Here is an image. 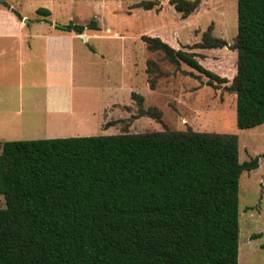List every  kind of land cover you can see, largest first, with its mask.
Instances as JSON below:
<instances>
[{
  "label": "trees",
  "instance_id": "16d2710c",
  "mask_svg": "<svg viewBox=\"0 0 264 264\" xmlns=\"http://www.w3.org/2000/svg\"><path fill=\"white\" fill-rule=\"evenodd\" d=\"M200 4L170 0L183 18ZM56 27L77 35L101 30L96 20ZM142 41L178 69L185 64L223 81L196 53L157 37ZM225 45L208 31L196 47ZM234 49L237 126L253 129L264 124V0H238ZM154 65L148 62V74L157 72ZM132 99L140 117H154L142 96ZM260 158L241 163L234 134L192 130L7 141L0 153V264H239L240 180Z\"/></svg>",
  "mask_w": 264,
  "mask_h": 264
},
{
  "label": "rangeland",
  "instance_id": "374dc122",
  "mask_svg": "<svg viewBox=\"0 0 264 264\" xmlns=\"http://www.w3.org/2000/svg\"><path fill=\"white\" fill-rule=\"evenodd\" d=\"M142 2H152L154 9L135 8ZM40 9L51 13L45 22L41 21L44 15L38 14ZM0 12L4 16L9 14L7 17L13 15L15 20L17 15L26 16L22 23L24 33L60 31L57 25L71 22L88 25L96 20L101 31L87 32H92L90 35L94 37L85 45L86 50L98 51L96 60H100L103 71L101 82L107 81L108 76L111 90L115 89L111 95L102 91V98L118 96L122 105L119 111L110 113L119 117L118 121L110 122L114 127L100 125L103 118L100 115L91 117L90 121H81L80 112L76 115L77 122L72 121L71 113L50 118H57V126H53V122L45 121L49 117L30 120L21 118L16 108L10 113L0 111V153L7 141L192 130L236 135L241 163L264 154V124L253 129L237 126V93L233 83L238 64V52L234 49L238 34V0H201L188 18H183L170 5V0H0ZM208 31L226 45L220 49L197 48ZM143 36L157 37L175 50L198 54L201 65L223 81L210 79L185 64L178 69L163 53L148 51ZM103 54L104 60L101 59ZM149 61L155 63L156 73H147ZM32 65L39 71L29 76L27 69L31 63L26 57L20 67L24 94L32 82L40 83L43 79L41 64L34 62ZM98 72L95 68L91 70L86 77L87 85L96 83ZM16 78V73L10 76L12 81ZM151 80L156 81L154 89L150 87ZM3 91L12 99H17L19 94L17 88ZM133 93L144 98L143 109L154 117L139 116ZM36 102L41 108L39 101ZM0 109H3L2 103ZM157 110L162 114L161 121L155 118ZM5 207V200L0 196V208ZM239 211V264H264V158H260L256 170L245 171L241 176Z\"/></svg>",
  "mask_w": 264,
  "mask_h": 264
},
{
  "label": "crops",
  "instance_id": "0c3cea01",
  "mask_svg": "<svg viewBox=\"0 0 264 264\" xmlns=\"http://www.w3.org/2000/svg\"><path fill=\"white\" fill-rule=\"evenodd\" d=\"M0 13V103L3 106L1 112L10 113L16 108L17 114L22 115L21 118L40 120L49 117L45 121L53 122V126H57V118L54 120L50 118L71 113L72 121L77 122L76 115L79 112L83 116L81 121H90L91 117L96 115L102 116L100 123L102 126L118 121L119 117L110 115L122 108L118 96L111 98L104 95L106 98H102V91L111 95L115 89L111 90L107 75V81L101 82L103 71L100 60L99 62L96 60L98 51L94 49L87 51L85 46L94 37L90 34L98 31H92L93 33L86 31L83 34L86 41L75 33L57 30L24 33L22 23L26 16H22V19L16 17L15 20L13 15L7 17L9 14L4 16L2 12ZM50 16H44L41 21H47ZM107 31L110 32L111 29L108 28ZM102 53L105 54L104 51ZM104 54L101 57L103 60ZM25 57L31 63L27 69L28 76L39 71L32 65L38 62L41 64L43 79L40 83L32 82L24 94L21 92L24 85L21 81L23 70L20 67ZM94 68L99 70L98 80L93 85H87L86 77ZM15 73L17 78L12 81L10 76ZM9 88L19 90L17 99H12L3 91ZM36 101L42 105L41 108L35 104ZM108 127L114 126L111 124Z\"/></svg>",
  "mask_w": 264,
  "mask_h": 264
},
{
  "label": "water",
  "instance_id": "95a60500",
  "mask_svg": "<svg viewBox=\"0 0 264 264\" xmlns=\"http://www.w3.org/2000/svg\"><path fill=\"white\" fill-rule=\"evenodd\" d=\"M79 37H80L82 40L86 41V39H85V36H84V35H79ZM236 93H237V92H236Z\"/></svg>",
  "mask_w": 264,
  "mask_h": 264
}]
</instances>
